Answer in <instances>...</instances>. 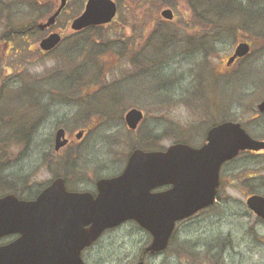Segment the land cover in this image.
<instances>
[{
	"label": "rangeland",
	"instance_id": "rangeland-1",
	"mask_svg": "<svg viewBox=\"0 0 264 264\" xmlns=\"http://www.w3.org/2000/svg\"><path fill=\"white\" fill-rule=\"evenodd\" d=\"M115 1L118 20L128 22L124 28L88 27L49 55L22 49L20 33H14L9 48L0 39V156L14 191L36 194L61 169L62 159L59 164L41 160L45 150L53 153L57 127L71 138L62 154L74 158L68 183L79 190H94L98 177L119 172L136 146L164 148L177 141L199 146L206 130L222 120L238 121L252 137L264 139V112L256 108L264 98V0H237L258 14L244 13L245 24L216 17L213 30L209 21L203 26L207 18L200 12L195 18L188 0L143 6L137 0ZM56 2L0 0V38L42 20ZM84 2L68 1L56 26L66 25L69 34V22ZM164 6L175 13L171 24L160 14L155 18ZM113 28L123 30L120 43L109 41ZM177 28L191 42L166 36L164 31ZM36 40L32 34L30 41ZM240 40L249 41L250 52L229 74L216 77L214 71L225 69ZM131 107L144 114L137 130L124 121ZM79 129H84L80 139ZM253 192L264 195V154L243 152L222 165L216 201L178 221L167 251L149 256L145 264H264V221L245 203ZM150 239L146 229L129 222L84 257L90 264H134Z\"/></svg>",
	"mask_w": 264,
	"mask_h": 264
},
{
	"label": "water",
	"instance_id": "water-1",
	"mask_svg": "<svg viewBox=\"0 0 264 264\" xmlns=\"http://www.w3.org/2000/svg\"><path fill=\"white\" fill-rule=\"evenodd\" d=\"M68 0L58 5L37 26L44 29L55 23ZM117 13L115 0H86L84 8L70 22L78 31L88 26L109 23ZM160 14L173 18L170 7ZM61 39L51 32L40 40V47L52 49ZM246 41L236 44L227 64L247 54ZM264 111V98L257 104ZM143 113L131 107L124 114L130 129L136 128ZM83 129L75 133L80 138ZM65 129L58 127L54 134V149L66 145ZM264 150V139L252 137L238 121L224 120L209 127L200 146L174 142L163 150H144L135 147L129 153L123 170L111 177L96 181V194L90 191L67 190L64 178L53 179L35 198L24 200L14 194L0 199L11 205L0 210V235L18 232L11 243L0 247V264H88L81 250L92 244L106 229L127 219L135 220L151 235L146 249H164L176 222L191 216L215 201L222 164L243 151ZM171 187L152 193L157 186ZM246 206L264 221V195L251 193ZM136 264H142V261Z\"/></svg>",
	"mask_w": 264,
	"mask_h": 264
},
{
	"label": "flooded vegetation",
	"instance_id": "flooded-vegetation-1",
	"mask_svg": "<svg viewBox=\"0 0 264 264\" xmlns=\"http://www.w3.org/2000/svg\"><path fill=\"white\" fill-rule=\"evenodd\" d=\"M53 6V5H52ZM52 6L48 9L50 10L52 8ZM47 10V11H48ZM174 20V19H173ZM37 19L32 21L31 23H29L28 25H25V27L21 30H8L6 31V33L3 34V38H0L3 42H6V45L8 46V48L11 46V42L13 41V37H14V33H17V35L19 37H21L23 40H24V43L22 47V49L26 48L28 51H33L34 50L36 51L37 54H41V55H49L51 53H54L56 51V49L59 47V45L64 41L66 40L67 38H71V37H74L75 35L81 33V31L79 32H70L69 34L66 33V28L65 26L63 27H60V26H56V22L51 25V26H48L44 29H40L38 26H37ZM57 21V19H56ZM152 21V20H151ZM161 21H165V22H169L167 20H164L162 19ZM213 28L215 29L216 28V25L214 24ZM59 32L60 35H61V40L58 42V44L56 46H54L52 49H49V50H45V49H42L39 45L40 43V40L47 36L49 33L51 32ZM83 31V30H82ZM34 35L36 36V41H30V38H31V35ZM249 42V41H248ZM250 44V43H249ZM250 49H251V44H250ZM232 53V52H231ZM244 56H241V57H236L230 64H227V66L225 67V69L223 70H215L214 71V74L217 76H220V75H225V74H229V70L232 69V65L241 60ZM5 70H10L9 69V66H5ZM215 69V68H214ZM142 70V69H141ZM3 90H1L0 88V96L3 94L1 93ZM27 104V103H26ZM143 118H144V114H143ZM143 118L142 120L138 123V125L136 126V128H134L133 130H137L139 129L142 121H143ZM26 129V128H24ZM28 132V131H27ZM149 133V134H148ZM147 134L148 136L151 138L152 137V134H151V131H147ZM67 138H68V142L67 144L64 146H68L71 142V138L68 134H66ZM53 141H52V149H53V153H50L49 151L45 150L44 151V154H43V157L41 158V160L43 161V164H49L50 161L52 162H55V160L57 159L58 161V164L59 162L61 161L62 159V164L59 165L61 169H59V171L57 173H54L53 174V177L48 181L47 184H45L44 186H42L39 191L36 193V194H33V195H23L21 193H18L16 191H14V189L11 188L10 186V183H9V180H10V174L6 171L7 167H5V165H8V163L6 162V160L4 161L3 157L1 160V156H0V199L2 198H5L7 197L9 194H14L17 198L19 199H24V200H29V199H33L37 196V194L43 189L45 188L53 179L57 178V177H62L64 178V181H65V185H66V189L67 190H78V191H84V190H79V189H73L70 187L69 185V178L70 176L75 172V163H74V158L73 159H69V158H66L65 156L63 157V154H62V151L64 149V147H61L59 150H55L54 149V145H53ZM145 149H147V147L145 146ZM163 150L165 149L164 148H161V147H156V145H149L148 146V149L147 150ZM55 157V158H53ZM55 162V163H57ZM53 163V164H55ZM124 168V166H123ZM123 168L117 172L116 174H113V175H108V176H101V177H98L95 181H94V190H87V191H90L92 194H96L97 192V189H96V181L99 179V178H102V177H111V176H115L117 174H119ZM171 187V184H164V185H161V186H157L155 188H152L150 191L152 193H156V192H161V191H164L168 188ZM86 190V189H85ZM218 190H219V186H218ZM218 193V192H217ZM11 205H9L8 203H1L0 204V210H5L7 211L8 208L10 207ZM129 222H133L135 224H137L136 221L132 220V219H127L123 222H121L120 224L114 226V227H110V228H106L101 234L100 236L90 245V246H87L85 247L82 251H81V256L83 258V260L87 263L90 264V262H88L87 259H85L84 257V253L85 251L90 248L91 246H93L95 243H97V241H99L101 238H103L104 236L106 235H109L112 234L113 232H115L116 230H118L123 224H126V223H129ZM20 234L18 232H8V233H4V234H1L0 235V247L1 246H5L9 243H11L12 241H14ZM173 235V234H172ZM172 235L170 236L169 240H168V243L166 245V247L160 251H155V252H151L149 250L146 249L147 245L142 249L141 253L138 255V258H137V261L134 263L136 264L137 262L139 261H142V264H145V260L149 257V256H153V255H157L159 253H164L167 251L168 247H169V243H170V239L172 237ZM151 240V239H150ZM224 252L225 250L223 251L222 255H224Z\"/></svg>",
	"mask_w": 264,
	"mask_h": 264
},
{
	"label": "trees",
	"instance_id": "trees-1",
	"mask_svg": "<svg viewBox=\"0 0 264 264\" xmlns=\"http://www.w3.org/2000/svg\"><path fill=\"white\" fill-rule=\"evenodd\" d=\"M35 1L40 2V0H35ZM137 1L141 4V6H143V5L147 4L148 2L155 1V0H137ZM188 1L192 5L191 8H193V10L197 12L195 14V18L199 17L198 12H200L202 16L207 18V20H205L206 22L205 21L203 22V26L206 27V25L208 24L207 21H209L210 25H212V30H213L214 24L216 25V21H215L216 17L217 18H233L234 21H238L237 18H240L242 20V22L245 24L244 13L245 14L251 13V15L258 14L254 10H249V9L242 7V5L237 0H188ZM162 3L170 4V0H163ZM193 4H196V5H193ZM117 16H118V12H117L116 16L114 17V19L109 23V25L115 23V24H120V26L122 28H124L128 24V22L125 20H121V19L118 20ZM156 17H159V13H157L155 18ZM256 17L258 18V15H256ZM210 18H212V20ZM168 23L171 24L170 22H168ZM156 24H157V27H159V26L162 27L161 25H163L162 23H159V22ZM217 24L222 28L225 27L224 23L217 22ZM106 25H108V24H106ZM122 31L123 30L121 28L117 29L116 30V32H118V34H117L113 28L114 34L111 36V39L109 41L110 42L115 41L116 43H120L121 39L123 37V35L121 34V33H123ZM157 31H159V30H157ZM164 32H165L166 36H168V35L172 36V37L174 36L173 38H174L175 42L176 41L184 42L183 40H185V42H191V40L188 39V37L183 38L182 35H184V33H183V31H181L178 28H177V30L172 31V32H166V31H164ZM176 36H178V38H176ZM180 37H181V39H180ZM110 106L111 105L107 104V107H106L107 110H108V107L110 108ZM22 127L24 129V125Z\"/></svg>",
	"mask_w": 264,
	"mask_h": 264
}]
</instances>
